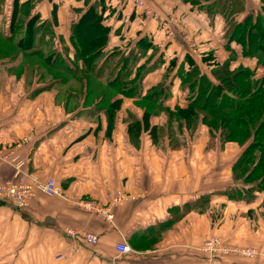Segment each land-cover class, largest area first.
<instances>
[{"label":"crops","instance_id":"0c3cea01","mask_svg":"<svg viewBox=\"0 0 264 264\" xmlns=\"http://www.w3.org/2000/svg\"><path fill=\"white\" fill-rule=\"evenodd\" d=\"M144 1L166 20L172 19L168 27L171 38L167 26L143 22L130 3L118 5L119 0H113L117 13L109 11L107 0H0V39L9 43L12 25H23L18 37L24 35L29 21L35 19L37 37H47L53 50L58 49L55 40H59L61 51L69 47L73 58V28L84 12L95 8L105 17L103 24L110 28L111 44L106 54L120 46V28H127L135 45L149 39L159 49L151 60L145 57L135 62L131 58L134 66L141 62L161 67L163 62L156 64L159 58L177 59L176 74L179 67L193 65L189 57L213 79L203 56L214 52L216 60L224 62L218 48H212L227 46L225 41L220 44L217 40L215 26H210L197 8L190 10L187 19L180 18L184 7L177 0ZM246 4L240 21L256 14L262 5L260 0H246ZM187 31L196 33L197 46L205 49L197 51ZM202 36H208L204 44ZM50 37L54 38L52 43ZM40 43H35L37 49H42ZM132 48L140 51L138 46ZM235 50L240 55L241 50ZM25 57L36 55L22 56ZM240 58L243 60L241 55ZM6 59H0L1 68L13 66ZM161 74L162 70H154L145 79H157ZM14 80L0 79V182L37 183L51 178L64 194L38 192L24 211L0 204V264H264V192L243 201L225 194L237 185L232 169L243 151L236 152L235 159L220 160L227 168L206 171L212 165L205 155L210 152L205 150L208 139L175 156L157 150L148 139L142 138L138 146L129 131L115 129L119 112L128 120L137 115L135 98L116 93L111 102L120 101L126 107L115 111L110 127L106 108L66 111L58 108V95L49 90L42 91V99L39 95L35 100L9 92L7 84H14ZM20 82L25 84L23 79ZM175 95L170 104L183 105V96ZM42 100H48V105ZM73 111L78 113L73 115ZM17 163H21L20 171ZM120 191L127 199L112 206V222L79 205L82 200L111 205ZM69 230L95 234L99 241L89 245L81 235L70 234ZM214 235L236 246L255 248L258 254L254 258L205 254L201 247ZM124 241L133 250L130 254L122 255L116 249ZM58 255L64 258L58 259Z\"/></svg>","mask_w":264,"mask_h":264},{"label":"trees","instance_id":"16d2710c","mask_svg":"<svg viewBox=\"0 0 264 264\" xmlns=\"http://www.w3.org/2000/svg\"><path fill=\"white\" fill-rule=\"evenodd\" d=\"M184 1L193 2L195 0ZM260 1L262 3L260 11L256 14L248 15L243 21L239 20V16L246 10V0H214L211 4L203 6L207 13L203 12L204 10H200V12L206 16L210 26H213L215 24L213 20L218 18L221 19L224 28L225 23H227L230 36H228L229 38L226 42V49L231 51L232 55L236 56L238 52H236L235 47L239 48L242 57L257 58L258 64L264 69V0ZM107 4L110 6L109 11L117 13V9H113V0H107ZM117 4L127 5L121 2ZM197 10L199 11V7H197ZM133 11H137L141 20L145 21L141 11L137 9ZM104 18L103 14H99L95 8H89L82 14L74 26L73 34L70 38L75 51L73 58L69 56V47H65L61 51L59 40H55L58 49L53 50L50 49L51 45L47 41V37H37V31L35 32L33 29L35 19L29 21L25 34H22L19 38V45L24 55L43 57L46 65L67 75L76 72L77 67H79L77 62H86L91 65L94 62L103 61L101 66L98 65L99 69H105L114 64V67L119 68V71L117 72V77L110 83L112 88L115 89L119 83L124 81L126 87L122 89L123 93L121 94L135 98L136 103H145L146 116L151 115L152 111L154 112L157 108H165L164 110L169 112V120L165 124L167 126L162 125L161 127L151 128L153 145L157 146L156 142L159 137H156L157 134L155 135V133L159 131V128L172 138L175 127L178 130H183V125L186 124L189 129L194 128L196 131L199 124H203L211 130L212 135L220 133L223 143L247 144L232 169L234 180L238 181L237 184H239L227 190L225 194L233 200L243 201L254 197L256 192H264V75L261 79L260 77L254 79L256 69L253 70L249 67H242L240 72L238 71L239 73L237 72L238 74L234 75L236 71L231 70V61L220 62L214 60L213 64L216 65V68L213 69L215 78L211 79L209 74L204 72L189 57L187 59L193 65L189 68L185 66L179 67L176 74L177 59L161 61V58H159L156 64L160 62H163V65L168 63L165 68L162 67L163 65L157 67L148 64L143 65L141 62L134 66V63H131V58H134L135 62L145 57L151 60L157 56L158 47L153 46L149 39H142L135 45L134 39L129 36V29L120 28V46H115L111 53L106 54L104 51L107 50L111 43L109 41L110 28L103 24ZM14 20L15 16L12 24ZM87 20L93 21L94 29L91 27L86 30L83 29ZM123 24L125 25V23ZM22 27L23 25L21 24L18 28L12 25V33L8 37L9 43L14 41L15 36L18 35L19 29ZM117 36H119V33ZM50 38L52 43L54 38ZM37 40L41 41L42 49L35 47ZM237 43L241 47H238ZM134 46H138L140 51L137 52L135 48H132ZM150 50L152 52L148 55ZM104 55L106 56L105 59H100ZM210 59H217L214 56V52H209L208 55L203 56V62H207ZM258 64L257 66H260ZM154 70H162L166 79L177 78L176 80L181 81L184 85L183 91L188 92L183 97L185 102L183 105L175 104L172 107L170 102L174 94L170 93L169 90H166L167 93L164 92L166 85L160 87V92L157 91L158 89H154L149 94L143 93L142 90L139 91L137 85L133 87L134 85L132 84H135L136 79H145L146 75ZM121 77H124V79H120ZM160 96L163 97L159 98ZM119 104L120 101L109 102L108 111H110V116L114 117L116 115L115 111L119 108ZM130 117L133 120L129 127V131L133 136L131 139L132 141H140L142 138L140 135L137 136L140 129V121L135 115ZM114 120H110V127H113Z\"/></svg>","mask_w":264,"mask_h":264},{"label":"rangeland","instance_id":"374dc122","mask_svg":"<svg viewBox=\"0 0 264 264\" xmlns=\"http://www.w3.org/2000/svg\"><path fill=\"white\" fill-rule=\"evenodd\" d=\"M177 1L179 3V6L180 5L182 6L181 8L184 7V10H182L183 14H181L179 17L187 19L189 17L190 10L192 12L193 9L199 7V12L200 10L203 11L204 10L203 6L211 4L214 0H195L193 2H185L184 0H177ZM198 2H202V3H198ZM245 7H247V4H245ZM261 7L262 5L258 6V9L256 10L257 13L260 11ZM203 12L207 13L205 10ZM143 18L144 20H147L145 17ZM213 21L215 23L214 26L216 28V32L214 31L213 33L217 36V40L220 42V44H222L223 41L227 42L229 38L228 36H230V34H228L230 33L228 32L229 26L227 25V23H225V28H224V24L222 23L220 18L214 19ZM92 22L93 21L87 20L84 24L83 29L86 30L88 27L94 29L95 25ZM170 22H172V19ZM169 23H167L166 30L169 29L168 28ZM164 26L165 25H163V27ZM187 33L189 37V42L195 45V49L197 51L199 49H205L203 47L197 46L196 33L194 32L190 33L188 31ZM167 35L170 38L173 36L169 33H167ZM20 37H18V35L15 36L14 41H11L10 43H6L5 41L0 39V59L1 58H7L8 60L10 59L8 65L9 66L13 65L8 68L0 67V79H16L14 80L16 81L14 84H11V82L7 84V89L9 90V92L13 91L16 94L29 96V98L35 100L39 95L42 99V94L47 93L49 90V92L58 95L57 105L58 108L60 109H64L66 111H72L73 109L82 108V107L92 106V108L94 109H96L97 107L99 108L101 107L107 109L108 121L116 118L115 116L114 117L110 116V111H108L109 109L108 104L116 95V92L121 94L123 93L122 89L126 87L124 81L119 83V85L115 87V89L111 87L110 83L113 79H115V77H117V72L119 71V68H115L113 64L111 66L106 67L105 69H99L100 67L98 65H100L101 61H99V63L98 61L94 62L91 65H88L86 62H77V66L79 67H77L78 69L76 70V72L74 74L67 75L65 73H61L59 70L52 68L51 66L46 65L43 57L41 58L25 57L23 59L22 56L24 55V52L22 51V48L18 43V39ZM206 37L208 36H204V37L202 36V42H201L202 44H204L207 41ZM209 38L214 40L212 36H209ZM213 44L216 43L213 42ZM233 44L236 45L235 43ZM237 44L238 47H241L239 43ZM223 46L225 49L226 45ZM215 48H218V50L221 52L223 61L232 62L230 67L232 71L234 72L236 71V74L234 75H237L242 67H249L253 70L256 69V74L253 77L254 79H258L259 77L261 79V77L264 75V69L260 64H258L257 58L242 57L243 60H241L240 55L238 54L234 56L229 52H225V50L223 48H220L218 45L214 46V48L212 49ZM105 57L106 56L104 55L100 59H105ZM214 60L216 59H210L207 61V66H208L207 69L215 78L213 69L216 68V65L213 64ZM257 64L260 66H257ZM98 70L99 72H97ZM21 79L25 80V84L24 82H20ZM120 79H124V77H121ZM132 85H134L133 87L137 85L139 91L142 90L143 93H147V94L151 93L152 90L154 89L155 90L158 89L157 91H159L160 87L164 85H166L164 88L165 93H167L166 90H169L170 93L174 95L181 94L183 97H185V95L188 94L187 91H183L184 85L181 83L180 80L166 79L163 74H161L157 79H136L135 84ZM42 91L45 92L42 93ZM69 96L71 97V99H68ZM175 96L172 97V100H174ZM161 97L163 96H160L159 98ZM106 100L108 101L105 102ZM42 102L45 105H48L49 103L48 100L45 101L42 100ZM136 105H137L136 117L140 121V126H139L140 129L138 135L137 134L136 135L137 136L140 135L141 138L148 139L150 141L152 139L151 128L153 127L156 128L158 126L161 127L162 125H165L166 122L169 120V112L167 110H164L165 108L160 109L156 107L157 109H155L154 112L152 111L153 115L151 114L146 116L145 114L146 104L143 102H137ZM171 105L172 107H174L173 104ZM118 106H119L118 109L123 107L125 109L126 107L124 106L123 102L120 103ZM71 113H73L74 115L77 114L78 112L73 111ZM120 113L121 112H119V116H118L119 121L118 119L116 120L117 122L115 125V129L118 128L121 129L120 131L128 132L130 130L129 127L133 122V120L131 117L130 120H127V118H125L126 116L121 115ZM77 118H80L79 114ZM137 119L136 121H138ZM121 120H124L122 121L123 125L121 124ZM174 124L177 125L176 122H174ZM183 126H184L183 130H178L174 126L175 128L173 130L172 138L167 136L166 133L163 130H160L159 128V131L155 133V135L156 134L158 135V136L156 135V137H159L156 142L158 148L157 150L177 156V154L180 153V151L188 152L191 146L194 145L193 147H198L199 144L203 143L204 141H206V139H208L209 140L208 147L205 150L210 152H206L205 155L210 157V162H212V165L210 168L207 167L206 171L209 170L212 171V168H215L217 171L227 168L226 166H223L220 163V160L228 159V158L235 159L237 157L236 152L238 151L244 152L247 145V144L240 145L236 142L223 143L222 139L220 138L221 136L220 133H217V135H212L211 130L207 126H204L203 124L202 125L199 124L196 131L194 130V128L189 129L186 124H184ZM129 135L130 138L133 137L130 131H129ZM134 142L139 146L140 144L139 140ZM232 176L234 177V173H232ZM237 182L238 181H236L235 184H237ZM238 184L236 186H238Z\"/></svg>","mask_w":264,"mask_h":264},{"label":"built area","instance_id":"2783aa9c","mask_svg":"<svg viewBox=\"0 0 264 264\" xmlns=\"http://www.w3.org/2000/svg\"><path fill=\"white\" fill-rule=\"evenodd\" d=\"M119 2L130 3L134 9L141 11L148 21H156L165 26L171 21L166 20L151 4L144 0H119ZM169 34L172 35L171 31ZM16 166L18 171H20L21 163H17ZM38 192L50 196H63L64 194L63 189L51 178L37 183H19L14 180H7L0 182V204H7L15 207L17 210L24 211L31 205L32 200L37 196ZM126 199V194L120 191L110 203L111 205H101L94 200H82L79 202V205L82 209L96 216L103 217L108 222H112L114 218L112 206L121 204ZM68 233L81 235L89 245H96L99 241L98 236L95 234L78 233L76 230H69ZM116 249L122 255L130 254L133 251L126 241L119 243ZM201 251L213 257L218 255H239L254 258L258 254L255 248L236 246L216 235L209 237L203 243ZM62 258H64L63 255H58V259Z\"/></svg>","mask_w":264,"mask_h":264}]
</instances>
